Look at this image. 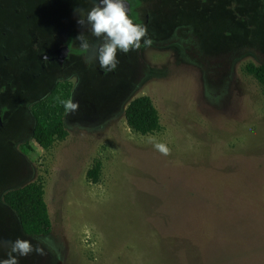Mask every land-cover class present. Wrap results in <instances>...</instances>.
I'll return each mask as SVG.
<instances>
[{
    "label": "rangeland",
    "instance_id": "1",
    "mask_svg": "<svg viewBox=\"0 0 264 264\" xmlns=\"http://www.w3.org/2000/svg\"><path fill=\"white\" fill-rule=\"evenodd\" d=\"M140 1L151 46L118 52L111 72L73 55L70 69L39 94L42 87H25L31 52L21 19H9L17 56L7 64L0 56V83L12 81L4 102L12 113L0 130V259L3 242L19 237L45 253L19 264H264V86L243 72L249 61L264 63V0ZM63 79L74 82L79 103L66 113L69 135L27 154L32 105ZM143 95L160 113L154 134L126 120ZM10 118L18 124L9 126ZM96 160L94 182L87 173ZM41 179L53 227L28 236L3 196Z\"/></svg>",
    "mask_w": 264,
    "mask_h": 264
},
{
    "label": "flooded vegetation",
    "instance_id": "2",
    "mask_svg": "<svg viewBox=\"0 0 264 264\" xmlns=\"http://www.w3.org/2000/svg\"><path fill=\"white\" fill-rule=\"evenodd\" d=\"M16 1L0 0L1 62L7 64L17 56L15 52L9 50L11 45L9 42V19L13 17L20 18L23 33L31 52L30 63L25 66L27 80L25 87L28 89L42 87L39 89V94L42 90L45 91L49 88L53 81L51 78L70 69L67 63L71 56H78L79 60H81L80 63L84 64V55L86 53L79 47L80 42L76 41L75 38L82 30L87 31V29H82L77 23L78 15L74 13V9L80 8L87 11L93 6V0H21L23 4H19ZM126 1L130 2L128 15L133 22L141 24L142 19L139 18L137 9L141 1ZM150 20H152L151 14L147 13L145 15L147 25ZM89 38L91 41V37ZM11 86V80H2L0 83V97L1 94L2 96H7V99L4 100L2 97L0 98V108L2 110L0 112V130L7 126L8 118H5V112H11L9 104L7 102L4 103L11 96ZM24 92L23 90L22 93ZM17 109L18 107L14 109L15 112H17ZM14 123L18 124L16 120H11L10 118L8 125L10 126Z\"/></svg>",
    "mask_w": 264,
    "mask_h": 264
},
{
    "label": "trees",
    "instance_id": "3",
    "mask_svg": "<svg viewBox=\"0 0 264 264\" xmlns=\"http://www.w3.org/2000/svg\"><path fill=\"white\" fill-rule=\"evenodd\" d=\"M243 72L253 76L264 86V63L249 61L243 66ZM74 82L70 79L58 81L53 89L32 106L35 126L32 138L21 145L27 154L40 149H50L57 142L67 139L66 110L61 101L72 98ZM125 116L130 128L142 135L159 132L162 128L160 113L148 95L133 99L128 105ZM102 170V162L96 160L88 171V178L97 182ZM3 200L19 217L23 232L28 236H44L51 232L53 222L46 200L44 181H31L21 187L8 190Z\"/></svg>",
    "mask_w": 264,
    "mask_h": 264
},
{
    "label": "clouds",
    "instance_id": "4",
    "mask_svg": "<svg viewBox=\"0 0 264 264\" xmlns=\"http://www.w3.org/2000/svg\"><path fill=\"white\" fill-rule=\"evenodd\" d=\"M74 13L78 15L77 23L81 28L87 29V31L82 30L75 38L80 42L79 47L86 53L85 62L93 64L98 60L100 68L105 72L117 68L118 52L127 54L138 51L141 47L151 46L153 43L147 27L133 22L128 15L126 0H93L90 9L85 11L75 8ZM89 37L97 38V43L91 42ZM61 103L68 113H74L79 109V103L73 99ZM148 142L162 155L171 154L167 144L160 142L155 136H149ZM3 243L8 247V253L7 258L0 259V264H19L18 257L28 256L33 252L39 255L45 254L39 243L34 246L31 241L23 238L18 237L14 241ZM41 243H48V239L45 238Z\"/></svg>",
    "mask_w": 264,
    "mask_h": 264
},
{
    "label": "water",
    "instance_id": "5",
    "mask_svg": "<svg viewBox=\"0 0 264 264\" xmlns=\"http://www.w3.org/2000/svg\"><path fill=\"white\" fill-rule=\"evenodd\" d=\"M126 5H127V7H128V11H130V2H128V1H126Z\"/></svg>",
    "mask_w": 264,
    "mask_h": 264
}]
</instances>
